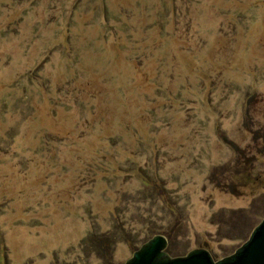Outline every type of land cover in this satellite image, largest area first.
Returning a JSON list of instances; mask_svg holds the SVG:
<instances>
[{
    "label": "rangeland",
    "instance_id": "obj_1",
    "mask_svg": "<svg viewBox=\"0 0 264 264\" xmlns=\"http://www.w3.org/2000/svg\"><path fill=\"white\" fill-rule=\"evenodd\" d=\"M263 217L264 0H0V264L217 260Z\"/></svg>",
    "mask_w": 264,
    "mask_h": 264
},
{
    "label": "water",
    "instance_id": "obj_2",
    "mask_svg": "<svg viewBox=\"0 0 264 264\" xmlns=\"http://www.w3.org/2000/svg\"><path fill=\"white\" fill-rule=\"evenodd\" d=\"M166 244V237L156 234L118 264H264V217L231 255L221 259L214 260L205 248L192 249L181 256H168L165 253Z\"/></svg>",
    "mask_w": 264,
    "mask_h": 264
},
{
    "label": "trees",
    "instance_id": "obj_3",
    "mask_svg": "<svg viewBox=\"0 0 264 264\" xmlns=\"http://www.w3.org/2000/svg\"><path fill=\"white\" fill-rule=\"evenodd\" d=\"M97 245H98V247H103V248H105V245H106V244H104V242H103V243H98ZM106 246H107V245H106ZM96 248H97V247H96ZM106 258H107V259H106V262H107V263H110V256H109V257H106Z\"/></svg>",
    "mask_w": 264,
    "mask_h": 264
}]
</instances>
